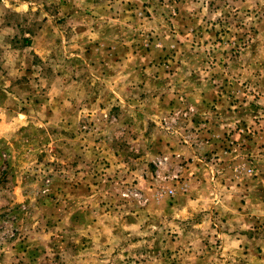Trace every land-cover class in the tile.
Here are the masks:
<instances>
[{"label": "rangeland", "instance_id": "374dc122", "mask_svg": "<svg viewBox=\"0 0 264 264\" xmlns=\"http://www.w3.org/2000/svg\"><path fill=\"white\" fill-rule=\"evenodd\" d=\"M0 264H264V0H0Z\"/></svg>", "mask_w": 264, "mask_h": 264}, {"label": "crops", "instance_id": "0c3cea01", "mask_svg": "<svg viewBox=\"0 0 264 264\" xmlns=\"http://www.w3.org/2000/svg\"><path fill=\"white\" fill-rule=\"evenodd\" d=\"M252 201V200H251Z\"/></svg>", "mask_w": 264, "mask_h": 264}]
</instances>
